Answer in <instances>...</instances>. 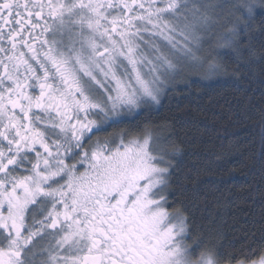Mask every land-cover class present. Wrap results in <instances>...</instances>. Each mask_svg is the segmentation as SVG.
I'll return each instance as SVG.
<instances>
[{"label":"snow or ice","instance_id":"obj_1","mask_svg":"<svg viewBox=\"0 0 264 264\" xmlns=\"http://www.w3.org/2000/svg\"><path fill=\"white\" fill-rule=\"evenodd\" d=\"M258 14L264 0H0V264H264V234L225 245L169 210L183 149L138 119L213 57L254 76Z\"/></svg>","mask_w":264,"mask_h":264},{"label":"trees","instance_id":"obj_2","mask_svg":"<svg viewBox=\"0 0 264 264\" xmlns=\"http://www.w3.org/2000/svg\"><path fill=\"white\" fill-rule=\"evenodd\" d=\"M262 20L264 15L258 14L254 24ZM215 32L211 47L221 42V29ZM213 63L225 61L213 57L203 63L138 119L141 124H168L183 149L172 185L183 196L170 195L169 210L188 205L197 232H218L222 243L235 241L239 247L245 234L257 240L264 234V67L256 65L254 76L236 79L229 75L234 60L227 61L229 74L214 70ZM185 79L197 83L185 86Z\"/></svg>","mask_w":264,"mask_h":264},{"label":"rangeland","instance_id":"obj_3","mask_svg":"<svg viewBox=\"0 0 264 264\" xmlns=\"http://www.w3.org/2000/svg\"><path fill=\"white\" fill-rule=\"evenodd\" d=\"M215 30H216V29H215ZM215 30H214V31H215ZM210 47H211V45H207V44H206V45L204 46L203 50H202V54H203V52L207 53V52L209 51ZM198 67L200 68V65L196 66L195 68H189L188 71H187V73H186V75H184V76L192 75V74L194 73L193 71L196 70ZM199 68H198V69H199ZM184 76H182L181 78H178V80L174 83L173 86H176L177 84H179V83L181 82V80L184 78ZM163 96H164V95H162L161 100H162ZM160 103H161V101H160ZM157 106H159V105H154V106H152V107H157Z\"/></svg>","mask_w":264,"mask_h":264}]
</instances>
